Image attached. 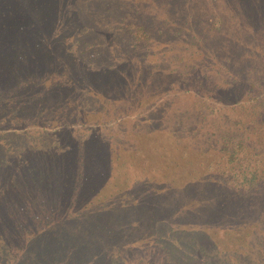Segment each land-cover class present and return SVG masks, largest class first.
Segmentation results:
<instances>
[{
  "label": "rangeland",
  "instance_id": "obj_1",
  "mask_svg": "<svg viewBox=\"0 0 264 264\" xmlns=\"http://www.w3.org/2000/svg\"><path fill=\"white\" fill-rule=\"evenodd\" d=\"M189 1L57 0L56 9L52 11L55 23L51 17L47 27L45 24L37 27L42 30L45 49L57 48V41L61 47L56 52L60 60L42 82L45 85L55 80L63 85L72 83L77 85L71 92L73 95L81 96L78 93L83 91L95 98L89 103L92 109L86 108L84 103L71 108L67 96L58 109L62 113L57 112L55 117L45 115L47 123L53 125L64 113L71 119L73 134L79 139L92 130L90 144L94 148L98 144L100 148V156L94 162L101 167L111 161L112 169L101 171L102 176H118L119 185L114 187L103 181V189L110 190L99 201L97 210L94 209L97 203L92 188L77 189L71 195L56 191L55 210L60 222L56 220L54 228H45L36 236L34 230L39 227V232L44 228V224L38 222L39 211L31 212L35 221L23 216L19 218L24 227L32 221L35 225L27 226L14 237H10L11 228L7 229L2 241L12 249L3 258L7 259L5 264H11L13 257H16L14 264H24V255L37 252L38 258L30 257L26 264H79L81 253L83 261L80 264H87L84 252L89 243L92 245L86 255L92 254L94 264H144L147 258H158L162 252L167 259L165 264H223L215 247H223L222 242L231 231L224 236L218 228V204L211 199L212 188L208 184L202 185L199 179L201 171L205 170L202 157L189 149L186 155L191 161L184 154L180 160L189 161L185 162L184 169H178L179 164L169 168L170 162L166 161L165 165L157 153L158 144L167 142L172 146L164 155L169 157L179 142L189 137L185 128L196 126L200 120L201 112L191 117L192 108L201 104L199 96L206 91L201 87H190L197 81L195 78L205 74L213 78L210 86L214 80L219 82L214 71L219 65L215 57L211 59L212 64L202 68L203 71L195 69L196 62L205 57L206 49L197 41L189 40L188 24L182 21L188 15L186 4ZM193 1L197 5L191 6L189 11L200 13L202 5L199 1L202 0ZM131 5L137 9L142 5L143 16L134 13ZM221 7L225 6L222 4ZM216 8L213 17L222 13ZM25 13V16L21 11L19 14H0V24L9 16L21 18L19 22L33 16L28 11ZM167 13L176 15L178 21L173 20L169 33L162 34L165 30L160 27V20ZM149 18L155 19V23ZM31 21L38 23L37 19ZM184 21L193 22L194 19L187 17ZM58 29L61 36L56 38ZM116 31L130 43L135 40L134 34L140 32L141 36H147V42L142 48L127 45L121 51L122 47L116 48L114 44L118 38ZM126 50L130 59L126 57ZM180 68L187 71L188 78L191 76L189 83H185ZM152 76L153 82L160 80L156 81L158 86L152 85L151 81L150 87ZM111 89L116 95L111 94ZM162 101L164 105L160 103ZM158 107L162 111L154 112ZM123 114L127 115L123 124L115 121V117ZM157 136L161 141H156ZM116 137H121L120 142L125 143L126 149L118 146ZM107 140L112 141L111 145L114 143L111 150L108 147L109 152L106 150L108 145L102 143ZM175 151L177 154V149ZM135 153L138 158H133ZM117 156H124L126 165L122 166ZM80 172L92 178L91 170L79 169L76 175ZM115 178H111L112 182ZM88 180L93 185L94 180ZM62 194L71 199L63 201L65 196L63 198ZM104 204L105 209L99 208ZM22 254L23 258H19ZM224 264H233L231 255Z\"/></svg>",
  "mask_w": 264,
  "mask_h": 264
},
{
  "label": "trees",
  "instance_id": "obj_2",
  "mask_svg": "<svg viewBox=\"0 0 264 264\" xmlns=\"http://www.w3.org/2000/svg\"><path fill=\"white\" fill-rule=\"evenodd\" d=\"M206 1H199L202 5L200 13L189 11L191 6L197 5L196 1H189L186 4L188 15L183 18L194 21H182L188 24L189 40L197 41L206 49L205 57L196 62L195 69L203 71L202 68H207L205 65L208 63L212 64L211 59L215 57L219 65L214 71L219 82L214 80L210 86L213 78L203 74L195 78V84H190L192 88L201 87L206 91L199 96L201 104L192 108L191 117L201 112L198 116L200 120L195 119L196 126L185 128L189 137L179 142L176 148L178 152L176 154L174 149L170 153L171 158L164 153L172 145L168 146L167 142L158 144V158L165 165L169 161V168L179 164L178 169H184L185 162L191 161L186 154L189 149L195 150L202 157L205 169L199 176L201 184L210 185L213 193L211 199L218 204V228L224 236L231 231L224 239L226 241L222 242L223 247H215L220 262L226 263L231 255L233 264H264V0ZM222 4L225 7H221ZM56 6L57 0L0 1L1 15L19 14L20 11L22 16L27 15V11L33 15L21 22L18 21L21 18L9 16L6 22L0 24V264L7 263V259L3 258L12 249L11 245L2 241L7 229L11 228L10 237H14L25 231L27 226L35 225L32 221L24 227L19 218L23 216L35 221L31 212L39 211L38 222L43 223L44 228L39 232V227L34 230L36 236L45 228H54L56 220L60 222L55 210L56 191L71 195L77 189L92 188L97 203L94 209L97 210L99 201L110 190L103 189V181L114 187L119 185L118 176H102L101 171L112 169L111 161L101 167L94 162L100 156V148L98 144L96 148L90 144L92 130L79 139L73 134L71 119L64 113L51 126L45 118L47 114L55 117L57 112L62 113L58 109L67 96L71 108L84 103L86 108L92 109L89 103L92 98L95 99L83 91L78 93L81 96L73 95L71 92L77 85L72 83L63 85L55 80L45 85L42 82L60 60L56 52L61 47L58 46L60 41H57V48L45 49L42 30L37 27L41 24L47 27L51 17L52 23H55V13L52 11ZM130 7L134 13L143 16L142 5L138 9L133 5ZM215 8L222 13L213 17ZM168 14L160 20V27L165 30L162 34L169 33L173 20L178 21L176 15ZM152 18L155 17L152 15ZM152 18L149 19L155 23ZM31 19H37L38 23L33 24ZM59 32V29L55 31L56 38L61 36ZM141 33L145 34L143 31ZM116 34L118 38L114 44L116 48L122 47L121 51L127 45L142 48L147 42V36L142 37L140 32L139 35L134 34L132 43L121 32L116 31ZM127 52L126 57L130 59ZM180 71L185 76V83H189L191 76L188 78L187 71L181 68ZM151 81L152 85L158 86L156 81L160 80L153 82L152 76L150 87ZM114 92L112 90L111 94L116 95ZM160 103L164 105L163 101ZM161 111L158 107L154 112ZM92 113L96 112L92 110ZM126 116L115 117V121L123 124ZM114 139L118 146L126 149L125 143L120 142L121 137ZM156 141H161L160 137L157 136ZM102 143L108 145L107 152L114 145H111V140ZM184 154L189 160H180ZM137 156V153L133 154V158ZM117 157L122 166L126 165L124 156ZM79 169L85 172L91 170L92 178L84 172L76 175ZM114 177L116 180L112 182L111 178ZM88 179L94 180L93 185ZM63 198V201H68L71 196L63 195ZM90 203L94 204L93 201ZM104 207L105 204L99 208ZM24 211L26 215H19ZM16 220L17 223L14 222ZM38 242L40 247L41 240ZM87 245L88 252L92 244ZM86 250L87 264H94L92 254L87 257ZM26 255L24 264L30 257L38 258L39 252ZM19 258H23V254ZM14 259L16 257L11 259V264L15 263ZM80 259L81 263L82 253ZM166 262L162 252L158 258H147L144 264Z\"/></svg>",
  "mask_w": 264,
  "mask_h": 264
}]
</instances>
